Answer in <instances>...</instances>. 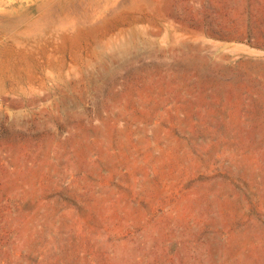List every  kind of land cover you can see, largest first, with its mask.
Segmentation results:
<instances>
[{
	"label": "rangeland",
	"instance_id": "374dc122",
	"mask_svg": "<svg viewBox=\"0 0 264 264\" xmlns=\"http://www.w3.org/2000/svg\"><path fill=\"white\" fill-rule=\"evenodd\" d=\"M0 264H264V0H0Z\"/></svg>",
	"mask_w": 264,
	"mask_h": 264
}]
</instances>
